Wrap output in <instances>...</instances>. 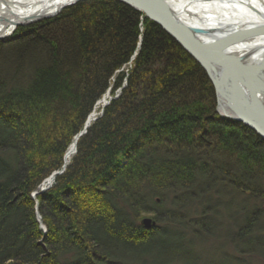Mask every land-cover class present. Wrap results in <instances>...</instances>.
<instances>
[{
    "label": "trees",
    "instance_id": "trees-1",
    "mask_svg": "<svg viewBox=\"0 0 264 264\" xmlns=\"http://www.w3.org/2000/svg\"><path fill=\"white\" fill-rule=\"evenodd\" d=\"M142 17L119 0L83 1L0 40V264H139L129 257L175 228L213 235L222 194L242 198L236 260L264 258V140L216 113L202 66ZM124 84L39 195L44 233L31 193Z\"/></svg>",
    "mask_w": 264,
    "mask_h": 264
},
{
    "label": "bare ground",
    "instance_id": "bare-ground-1",
    "mask_svg": "<svg viewBox=\"0 0 264 264\" xmlns=\"http://www.w3.org/2000/svg\"><path fill=\"white\" fill-rule=\"evenodd\" d=\"M74 1L0 0V36L7 35L19 24L51 16ZM163 2L180 26L197 33L201 41L208 43L195 42L199 51H212L227 59L224 66L212 69L223 108L264 123V0ZM108 100L109 94H106L97 107H104ZM96 116L97 113H93L91 121ZM75 147L76 141H73L64 157L66 165ZM51 184L53 178H48L39 190Z\"/></svg>",
    "mask_w": 264,
    "mask_h": 264
},
{
    "label": "rangeland",
    "instance_id": "rangeland-1",
    "mask_svg": "<svg viewBox=\"0 0 264 264\" xmlns=\"http://www.w3.org/2000/svg\"><path fill=\"white\" fill-rule=\"evenodd\" d=\"M83 1H93V0H79V1L74 2L70 6L76 5L77 3L83 2ZM70 6H67V7H64L62 9L58 10V12H56L54 15H51L48 17H43V18L35 20L31 23L19 24V25L15 26L10 31V33H8L7 35L0 36V40H4V39H8V38L12 37L14 35V33L19 28L31 26L33 24L42 22L44 20L54 18L57 15H59L63 10H65L66 8H68ZM138 12H140V11H138ZM140 13L143 15L142 19L147 18L144 13H142V12H140ZM139 49H140V44L138 46V50ZM137 55H138V52H136L134 54V56L131 58V62L129 63V65L126 66L125 68H123L121 71H118L117 73L122 72V71H124L125 73H128L132 68L133 60L135 59V57ZM207 76H208V74H207ZM208 78L211 81L209 76H208ZM114 80H115V78L111 81V83H113ZM211 83L213 85L212 81H211ZM124 86H125V84L123 85V87L117 89L115 94L112 93V90H113L112 87H110L107 90V92L105 93V95L109 94V100H108L107 104L104 105V107H99V106L97 107L98 102L105 96V95H103V97L96 102L92 112L87 117L82 130L76 136H78L84 130V127L87 123V120L90 119V117L93 113L96 112L97 116L92 121L90 119V126H89L88 130L90 129V127L92 126V124L94 122H96L97 120H99L103 116L104 109L110 104V102L112 100L118 99L120 97ZM213 88H214V85H213ZM214 92H215V88H214ZM215 97H216V93H215ZM216 100H217V97H216ZM216 105H217V103H216ZM216 113L219 116H221L223 118H227L230 121H232L233 125H238V126L243 125V126L248 127V129H251L249 126L245 125L243 122H239L238 120H236L234 118L221 115L217 106H216ZM88 130H87V132H88ZM87 132L83 136H85L87 134ZM76 136L74 137L73 141H76L75 140ZM81 138H79L76 142L75 152H74V155L72 156L70 162L67 165L64 163V157H65V155H64L62 168L60 170L54 171L45 180H47L48 178H52V176L55 173L62 171L64 166H65V171H66L67 167L71 164L73 157L77 153L78 141ZM73 141H72V143H73ZM68 148H67V150H68ZM67 150H66V152H67ZM66 152H65V154H66ZM61 175H59V176H61ZM59 176H57V177H59ZM57 177L55 178V181H53V184H51L52 185L51 189L55 185ZM43 182L31 193V197L34 199V201L36 203L35 210H34L36 220L40 224V229L45 233L47 229H46V227L42 221V217H41V214L39 212L38 197L41 194L47 193L51 189L43 192L42 190L45 189V188H43L40 191L39 189H40V186L43 184ZM219 200L221 201L220 204L222 205V208L220 209V213L216 217V220H215L216 224L214 223L212 226L213 227V235H201V236L195 238L194 236H192L193 235L192 230L186 231L183 228H179V229L175 228L174 234H172V235L163 234L160 237H158L155 246H153L151 248L150 252L147 253L148 255H146L144 257H140L138 259L135 256L134 257L130 256L129 258L131 260L133 259L132 261H137L139 264H264V258H261L258 255L243 258V260H236L237 257H240V256H238V248L242 247V245L234 246L233 244H231L229 242L228 239H229L230 235L232 234V230H233L232 228L234 226V223L232 222V217H233L234 213L236 212L235 210L242 207V198L239 196L222 194L219 196ZM141 219H142V221L140 223L146 230H150L157 225V222L154 220L152 214L143 215V217ZM145 219H151L156 224L154 226L146 228L142 224V222ZM42 227H45V231L42 229ZM179 231L183 232L185 234V236L188 239L193 240L194 243L190 244V243H188V241H185V242L182 241L183 239L180 238V236H178Z\"/></svg>",
    "mask_w": 264,
    "mask_h": 264
},
{
    "label": "water",
    "instance_id": "water-1",
    "mask_svg": "<svg viewBox=\"0 0 264 264\" xmlns=\"http://www.w3.org/2000/svg\"><path fill=\"white\" fill-rule=\"evenodd\" d=\"M79 1L75 0L74 2ZM136 10L145 14V16L156 24H158L167 34H169L181 47H183L201 66L204 68L208 76L210 77L211 81L213 82L215 93L217 97V107L221 115L234 118L239 122H243L245 125L249 126L251 129L254 130L259 136L264 139V123L258 120L255 117L247 116L239 113H235L228 109L223 108L222 104V95L218 89V84L216 82V78L213 75L212 69L218 66H224L225 61L227 59L222 58L212 51L204 50L199 51L195 46V42H201V39L197 36V33L188 31L187 29L180 26L175 19L171 16L170 11L166 8L163 0H119ZM74 2L65 5L64 7L72 5ZM63 7V8H64ZM54 15V14H53ZM48 17V16H47ZM224 63V64H223ZM229 65V64H228ZM243 66V65H239ZM212 72V73H211ZM229 98V97H227ZM230 99V98H229ZM90 126V119L87 120V123L84 127V130L76 136L75 140L81 138L88 130ZM65 171V166L62 171L55 173L52 178L55 181V178ZM52 185L48 186L47 188L43 189L42 191H48L51 189ZM142 224L149 228L154 226L156 223L151 219H145ZM45 231V227H42Z\"/></svg>",
    "mask_w": 264,
    "mask_h": 264
}]
</instances>
